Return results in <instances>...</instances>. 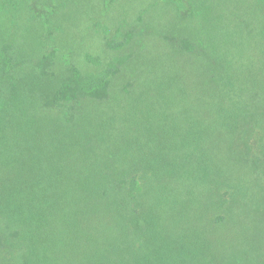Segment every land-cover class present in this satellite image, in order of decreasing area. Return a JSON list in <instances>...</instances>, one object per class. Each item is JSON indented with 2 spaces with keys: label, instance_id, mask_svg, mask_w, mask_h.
I'll list each match as a JSON object with an SVG mask.
<instances>
[{
  "label": "rangeland",
  "instance_id": "374dc122",
  "mask_svg": "<svg viewBox=\"0 0 264 264\" xmlns=\"http://www.w3.org/2000/svg\"><path fill=\"white\" fill-rule=\"evenodd\" d=\"M207 3L211 9L202 18L198 13L190 17L189 8L181 14L169 0H0V50L21 58L27 54L25 59L39 71L58 65L66 71L68 58L85 70L89 54L122 71L117 86L133 94L135 86L129 85L141 79L156 85L150 86L152 93L164 86L168 105L140 104L150 114L162 107L172 116L149 120L139 115L138 122L153 130V148L165 157V174L175 172L163 180L161 193L156 182L154 193L160 206L156 214L164 216L162 225L173 227L165 239L174 245L143 244L133 236L134 250L144 259H133L132 264L262 260L258 252L264 247V159L257 149L248 154L243 146L249 137L246 130L255 121L243 103L257 105L256 117L264 113V101L249 102L258 90L255 82L264 84V40L259 35L264 11L261 0ZM119 43L124 47L111 48ZM214 54L225 60L224 65ZM229 70L252 83L248 90L239 83L231 89L233 100L224 99ZM45 81L46 92L55 88L57 82ZM221 101L226 108L233 101L241 106L239 120L229 114L216 119ZM237 121L244 128L233 135ZM152 219L153 215L148 221ZM247 251L249 259L244 261ZM160 253L164 258L156 256Z\"/></svg>",
  "mask_w": 264,
  "mask_h": 264
},
{
  "label": "trees",
  "instance_id": "16d2710c",
  "mask_svg": "<svg viewBox=\"0 0 264 264\" xmlns=\"http://www.w3.org/2000/svg\"><path fill=\"white\" fill-rule=\"evenodd\" d=\"M169 1L181 14L189 8L190 17L198 13L204 18L211 9L207 0ZM262 19L259 35L264 40ZM121 47L124 43L111 48ZM26 55L0 50V264H132L144 259L134 250L133 236L143 244L174 245L165 239L173 227L162 225L154 193L155 183L161 193L163 180L175 172L165 174V157L153 148V130L138 122L139 115L149 120L172 116L162 107L150 114L140 104L168 105L164 86L152 93L150 86L156 85L141 79L129 85L135 86L133 94L117 86L122 71L89 54L85 70L68 58L66 71L60 65L39 71ZM213 56L224 65L225 60ZM234 74L229 70L227 97L222 95L226 100H233L230 90L238 83L242 90L252 84ZM48 78L57 83L46 92ZM254 87L258 90L249 102L264 101V84L255 82ZM121 102L125 105L118 107ZM219 104L216 119L229 114L239 120L243 109L252 111L255 121L243 146L248 154L257 149L264 159V113L256 117L257 105L244 102L242 109L234 101L227 113L225 103ZM233 126L232 132L226 128L233 135L244 128L238 121ZM258 257L264 264V247Z\"/></svg>",
  "mask_w": 264,
  "mask_h": 264
}]
</instances>
